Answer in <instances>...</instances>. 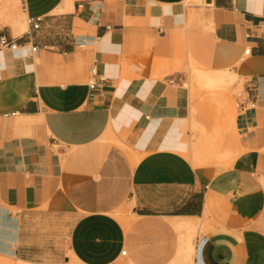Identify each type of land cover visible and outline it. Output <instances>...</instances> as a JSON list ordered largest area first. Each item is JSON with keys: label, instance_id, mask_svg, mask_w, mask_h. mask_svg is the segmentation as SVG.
I'll return each mask as SVG.
<instances>
[{"label": "crops", "instance_id": "obj_1", "mask_svg": "<svg viewBox=\"0 0 264 264\" xmlns=\"http://www.w3.org/2000/svg\"><path fill=\"white\" fill-rule=\"evenodd\" d=\"M185 1L0 0V37L19 45L0 52V255L264 264L263 110L239 117L252 150L195 164L182 81L189 64L226 70L264 106V0H203L192 27ZM30 16L39 29L21 31Z\"/></svg>", "mask_w": 264, "mask_h": 264}, {"label": "rangeland", "instance_id": "obj_2", "mask_svg": "<svg viewBox=\"0 0 264 264\" xmlns=\"http://www.w3.org/2000/svg\"><path fill=\"white\" fill-rule=\"evenodd\" d=\"M181 10L183 11L182 15H184L185 11L188 19L187 26L192 27V24L197 22V19L193 18L194 12L205 11L204 1H185ZM23 22L21 31L25 30L26 18H23ZM14 35L17 34L14 33ZM183 70L182 81L183 85L188 89L190 100L189 130L191 150L188 155L189 158L195 164L214 163L224 166L240 151L252 150V127L249 125L244 129L243 124L239 122V117L249 110L259 111L262 109L264 113V106L258 102L253 108H247L244 111L239 110L235 105L234 93L241 90L247 81L255 84H257V81L247 79L238 74L231 86H226V88H207L193 78V72H200L199 70L193 69L191 64ZM230 71L232 72L233 69H230ZM17 118L18 120L21 119L20 123L27 127L32 122L31 118L19 115ZM110 141L114 142V140ZM130 210L131 203H127L125 213ZM18 263L15 259L0 255V264Z\"/></svg>", "mask_w": 264, "mask_h": 264}, {"label": "built area", "instance_id": "obj_3", "mask_svg": "<svg viewBox=\"0 0 264 264\" xmlns=\"http://www.w3.org/2000/svg\"><path fill=\"white\" fill-rule=\"evenodd\" d=\"M42 21L41 16H30L26 18V23L28 28H30L31 31H36L40 27V23ZM108 28V26H106ZM77 45L83 46L86 44L84 40L81 42H76ZM18 43L16 39L14 38H7L5 36L0 37V52L5 50V49H11L14 50L18 48ZM32 51L36 52L37 51V46L32 47ZM250 52V48L247 47L244 50L245 54H248ZM104 76L99 74L96 66L93 64L90 68V75L88 79V86L90 89L95 88L99 82L104 81ZM255 88L251 84H248L245 86V88L242 87L241 90H238L234 93V99H235V105L239 110H244L247 108H253L256 106V99H257V94L255 93ZM251 92H253L251 94ZM123 255L125 254V250L121 252Z\"/></svg>", "mask_w": 264, "mask_h": 264}, {"label": "bare ground", "instance_id": "obj_4", "mask_svg": "<svg viewBox=\"0 0 264 264\" xmlns=\"http://www.w3.org/2000/svg\"><path fill=\"white\" fill-rule=\"evenodd\" d=\"M193 72V78L202 83L205 87H225L233 84L232 74L226 70L207 72ZM228 88V87H227Z\"/></svg>", "mask_w": 264, "mask_h": 264}]
</instances>
